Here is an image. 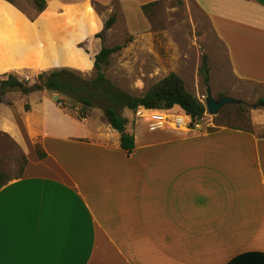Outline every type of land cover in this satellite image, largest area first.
I'll return each mask as SVG.
<instances>
[{
  "label": "crops",
  "instance_id": "obj_1",
  "mask_svg": "<svg viewBox=\"0 0 264 264\" xmlns=\"http://www.w3.org/2000/svg\"><path fill=\"white\" fill-rule=\"evenodd\" d=\"M46 1L31 19L0 0L2 79L70 68L57 64L68 60L57 45L101 30H92L89 0ZM112 1L122 10L159 0ZM190 1L209 18L231 73L264 86V0ZM74 6L85 11L77 26L67 14ZM39 92H6L0 104V133L24 159L0 188V264H264L263 133L145 130L136 119L127 151L107 121L79 119Z\"/></svg>",
  "mask_w": 264,
  "mask_h": 264
},
{
  "label": "rangeland",
  "instance_id": "obj_2",
  "mask_svg": "<svg viewBox=\"0 0 264 264\" xmlns=\"http://www.w3.org/2000/svg\"><path fill=\"white\" fill-rule=\"evenodd\" d=\"M13 1L28 16H35L31 1ZM94 1L101 4L97 6L91 0L86 4L87 13L92 20V30L98 28L102 30L105 21L113 14H116L117 21L108 30L104 42L91 37L78 42L77 46L84 51L91 49L92 52H97L102 44L107 47L122 46L121 50L111 56L106 70V76L113 85L133 96H141L168 73L179 72L188 91L197 96L202 103L206 100L207 87L216 99L228 96L240 101L239 104L222 107L216 116L207 114L205 122H212L211 128L225 125L264 134V126L260 127L257 124H264V109L252 108L259 98H264V86L241 81L231 73L227 53L217 41L209 18L192 1L159 0L156 5L150 7L147 15L142 10L145 4L137 7L135 3L127 2L121 10L118 1L105 0V2L109 1V6L99 0ZM84 12L74 6L68 9L67 14L73 18L74 25L77 26L85 17ZM82 31L80 37L85 35V30ZM77 46L75 43L57 45L59 58L67 54L68 59L57 64H65L82 78L91 81L96 77L93 63L89 55L81 54ZM203 60L209 69L208 81L204 80L200 72ZM39 73L25 70L19 75H12L33 85ZM2 78L0 76V79ZM91 90V93H87L84 98L90 101L92 107L75 103L58 93L48 92L52 98H63L59 106L61 108L65 106L64 109L75 116L85 112L89 117L106 122L104 109L113 105L102 94ZM7 92L18 91L9 89ZM14 95L15 97L11 94L16 99V105L22 104V96L19 93ZM31 95V99H35L41 95V92L35 91ZM4 112L5 108L2 107V116H6ZM117 112L123 117L126 116L132 124L137 122L132 110L118 107ZM138 122L140 128L147 130L145 122L142 120ZM23 163V153L20 148L0 133V167L6 171L7 179L19 176Z\"/></svg>",
  "mask_w": 264,
  "mask_h": 264
},
{
  "label": "trees",
  "instance_id": "obj_3",
  "mask_svg": "<svg viewBox=\"0 0 264 264\" xmlns=\"http://www.w3.org/2000/svg\"><path fill=\"white\" fill-rule=\"evenodd\" d=\"M6 1L19 8L13 0ZM27 1H31L35 9V16H31V19H34L47 7L46 0ZM158 2L159 1H154L143 5V13L147 15L150 7L156 5ZM94 3L97 6L100 5L97 2ZM19 9L21 10V8ZM116 21V14L108 17L103 29L94 34L93 39H100L104 42L108 30L111 29ZM121 49L122 46L120 45L107 47L104 44H102L97 52H92L91 49H87L91 55H89V57L93 63L94 70L96 71V77L91 81L82 78L71 68H55L42 71L38 74L33 85L18 79L12 74H6L4 79H0V104L2 103V96L9 89L18 91L24 95H28L35 91L46 90L58 93L64 98L67 97L75 103H81L85 106L92 107L90 101L84 97L87 93H91V89L96 90L112 103L113 106L104 109L106 121L113 129L121 134V147L127 151H132L134 149V136L126 132V126L129 120L117 112L118 107L128 108L133 112H136L140 106L151 110L176 109L194 118H201L204 115L206 105H204L197 96L188 91L183 78L175 72H170L165 77L159 79L141 96H133L113 85L106 76V70L110 64L111 56ZM200 72L204 80L208 81L209 69L204 60ZM63 100V98L57 99V104L62 103ZM25 108L28 109V105H26ZM63 108H65V106ZM252 108L264 109V98H259L252 105ZM86 116V113L83 112L78 115L77 118L83 119L86 118ZM36 149L39 156L43 157L44 154L40 153L38 145ZM6 181L7 176L0 167V188Z\"/></svg>",
  "mask_w": 264,
  "mask_h": 264
},
{
  "label": "built area",
  "instance_id": "obj_4",
  "mask_svg": "<svg viewBox=\"0 0 264 264\" xmlns=\"http://www.w3.org/2000/svg\"><path fill=\"white\" fill-rule=\"evenodd\" d=\"M203 104L205 105V101ZM134 114L135 118L149 124L151 129L164 128L173 131L207 132L213 126L212 122H205L207 110L201 118H194L176 109L151 110L141 106Z\"/></svg>",
  "mask_w": 264,
  "mask_h": 264
},
{
  "label": "water",
  "instance_id": "obj_5",
  "mask_svg": "<svg viewBox=\"0 0 264 264\" xmlns=\"http://www.w3.org/2000/svg\"><path fill=\"white\" fill-rule=\"evenodd\" d=\"M239 103L240 101L228 96H224L216 99L212 96L210 88L207 87V96L205 100V105L208 114L216 116L218 114L219 109H221L222 107L230 104H239Z\"/></svg>",
  "mask_w": 264,
  "mask_h": 264
}]
</instances>
